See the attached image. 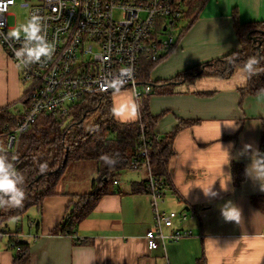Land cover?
I'll return each mask as SVG.
<instances>
[{"label": "crops", "instance_id": "1", "mask_svg": "<svg viewBox=\"0 0 264 264\" xmlns=\"http://www.w3.org/2000/svg\"><path fill=\"white\" fill-rule=\"evenodd\" d=\"M236 9L242 23L264 21V0H206L194 19L182 21L186 29L180 31L173 48L140 82L153 88L144 104L157 119L156 134L174 135L171 184L158 205L166 211H187L190 216L185 221L175 219L174 226L164 230L189 229L193 234L170 240L165 247L149 248L146 233L154 224L153 196L133 191L148 170L143 175L139 170L127 173L126 183L119 175L74 233H61V224L81 194L92 190L97 178L94 165L83 183L73 184L66 173L53 194L30 207L34 209L28 227L23 216L21 225L18 221L12 225L16 217L2 222L14 236L0 238V264H165L167 259L170 264H264V190L247 175L237 186L232 179L233 163L246 169L254 150L264 153V92L242 94L247 80L241 84L235 75L242 68L228 77L205 74L173 82L187 70L243 49L233 20ZM19 74L18 65L0 46V106L22 113L24 108L17 110V106H25L27 87ZM129 94H134L131 88L114 91L113 105ZM246 145H251L247 151ZM222 148L231 157L223 168L227 156ZM182 153L195 155L200 163L191 168ZM88 164L81 162L69 170H90ZM224 173L231 176L226 189L229 177ZM217 178L214 197H205L195 187L187 195L192 184L206 188ZM228 202L240 210L235 220H226L221 213ZM14 241L22 242L27 254L13 247Z\"/></svg>", "mask_w": 264, "mask_h": 264}, {"label": "built area", "instance_id": "2", "mask_svg": "<svg viewBox=\"0 0 264 264\" xmlns=\"http://www.w3.org/2000/svg\"><path fill=\"white\" fill-rule=\"evenodd\" d=\"M189 1H24L22 5L30 8L29 17L30 14L39 13L45 18L46 33L49 41L54 43L55 50L52 57L42 63L18 66L22 82L28 83L24 115L17 128L0 133V153L17 154L22 133L42 115L66 116L87 97L113 93L108 79L119 75L120 69L127 66L133 68V75L125 78L122 89L131 88L133 91L141 120L144 100L153 91L148 82L140 85L143 59L160 60L173 48ZM15 4L16 0H0V9H3L0 11V46L18 65L14 50L20 45L5 39V34L12 30L8 23V11ZM142 138L144 145L140 155L148 158L149 143L145 135ZM138 162L135 160L133 165L137 166ZM145 162L154 203V224L147 231L146 239L150 249H157L161 245L165 247L170 240L189 237L193 231L176 229L171 233L165 232L164 227H173L175 219L185 221L190 216L187 211H166L159 207L158 199L163 196L164 189L155 177L149 160ZM8 235L14 236L5 227H0V238ZM13 247L20 250L15 241ZM165 264H170L168 259Z\"/></svg>", "mask_w": 264, "mask_h": 264}, {"label": "trees", "instance_id": "3", "mask_svg": "<svg viewBox=\"0 0 264 264\" xmlns=\"http://www.w3.org/2000/svg\"><path fill=\"white\" fill-rule=\"evenodd\" d=\"M205 2L206 0H191L186 20L194 19ZM233 20L243 49L187 70L173 82L194 80L205 74L228 77L236 68H242L249 57L256 56L260 61L257 65L259 71L247 79L241 91L244 95L264 92V21L242 23L238 9L233 12ZM184 29L185 26L181 28ZM158 61L143 59L141 80L146 79V75ZM112 108V93H109L81 100L66 116L42 115L22 133L17 154L2 152L13 161L17 171L23 175L25 183L22 187L26 197L21 207L0 208V227H6L2 226V222L22 216L31 206L39 204L45 196L53 194L69 168L81 162H94L97 178L93 180L92 190L81 194L73 210L66 215L60 226L61 233H74L77 224L95 208L100 197L112 190L119 175L128 170H148L145 162L147 159L162 189L171 184L169 167L173 155L174 135L157 138L155 132L157 119L144 103L141 120L138 121H119L114 117ZM95 114L97 118L90 127H87L86 120ZM23 115V112H13L0 106V133L17 128ZM142 135H145L149 143L148 158L140 155L144 145ZM3 139L5 143L6 137ZM105 155L117 158L118 163L113 167L107 166L102 159ZM135 160H139L137 166L133 165ZM41 164L47 165L43 173L40 171ZM232 173L236 186L246 179L245 169L240 164H232ZM148 181L147 173L139 186L134 184V193L140 191L149 194ZM17 245L23 254H27L22 242H17Z\"/></svg>", "mask_w": 264, "mask_h": 264}, {"label": "clouds", "instance_id": "4", "mask_svg": "<svg viewBox=\"0 0 264 264\" xmlns=\"http://www.w3.org/2000/svg\"><path fill=\"white\" fill-rule=\"evenodd\" d=\"M2 10L3 9H0V11ZM5 39L20 45L14 50V56L18 62V66L28 67L33 64L42 63L50 59L55 50L54 43L49 41L46 33L45 18L39 13L30 14L26 22L18 24L10 32L6 33ZM259 63L260 61L256 56H251L244 62L240 71L241 84L259 71L257 68ZM132 75L133 68L131 66L123 67L120 69L119 75H113L108 79V86L111 87L113 91L122 89L125 78H131ZM112 112L114 117L122 122L135 121L138 119L139 105L135 95L129 94L121 103L114 104ZM250 148L251 145H246L245 151ZM222 150L226 153L227 163L223 164L221 168L228 164L231 159L228 149L222 148ZM181 156L186 159V163L191 161V168L193 164L200 163L199 158L193 154L185 156L182 153ZM102 159L109 167H113L118 163L117 158L113 156L105 155ZM46 168V164L40 165V171L42 173ZM245 174L253 181L258 182L261 189L264 190V153H260L258 150L252 152L251 163L246 167ZM225 175L228 176L229 179L226 181L224 189L227 188V184L231 180L230 174ZM218 179L219 178L214 180L206 188L192 184L187 189V195L195 187L200 188L205 197H214L216 192L213 190V186ZM24 183V177L17 171L13 161H11L6 154L0 153V208H18L23 205L26 197L25 190L22 187ZM204 183H207V181H204ZM239 212L240 210L231 202L226 203L221 208V213L226 220H235Z\"/></svg>", "mask_w": 264, "mask_h": 264}, {"label": "rangeland", "instance_id": "5", "mask_svg": "<svg viewBox=\"0 0 264 264\" xmlns=\"http://www.w3.org/2000/svg\"><path fill=\"white\" fill-rule=\"evenodd\" d=\"M26 1V0H16V4L15 5H12L10 6L9 8V17H8V23L11 27H16L18 24L20 23H24L26 22L28 19H29V13H30V8L26 7V6H23L22 3ZM37 0H31V2H36ZM186 16L184 17L183 20H186ZM184 25V22L183 23H180L179 27H178V30L177 31H180V29L183 27ZM176 34V32H175ZM240 69L236 70V80H238V82L240 83ZM212 83V82H211ZM28 86V83H26L24 85V87H27ZM141 88V87H139ZM23 105L19 103V105L17 106V110H23ZM97 118V115H92L90 116L87 120H86V126L87 127H90L93 122L95 121V119ZM20 144V143H19ZM18 148H19V145H18ZM18 153V151H17ZM90 165L91 169L88 170L87 167L85 168V171H82L83 169H80V170H72V171H68L66 172L67 173V179L68 181L70 182H73V184H75L76 182H85L88 177H90V174L88 171H93V167L95 165L94 162H90ZM145 170L147 171V169H140L138 172L141 173L143 175V173L145 174ZM137 170H130L129 172L126 171L124 172L123 174H121V179H122V182L123 183H126L127 182V179H126V175L127 173L129 174H132V173H135ZM137 174V173H136ZM138 175V174H137ZM147 176V174H146ZM34 208H29L22 216L24 218V225L25 227H28V224H27V219L28 217L30 216L29 213H31V211L33 210ZM180 212V211H178ZM21 217V216H20ZM18 217V218H15V219H12V225H15L16 224V221H18L20 223V225L22 224V219ZM26 230V229H25Z\"/></svg>", "mask_w": 264, "mask_h": 264}, {"label": "bare ground", "instance_id": "6", "mask_svg": "<svg viewBox=\"0 0 264 264\" xmlns=\"http://www.w3.org/2000/svg\"><path fill=\"white\" fill-rule=\"evenodd\" d=\"M188 78V77H187ZM7 153V152H6ZM119 180V179H118Z\"/></svg>", "mask_w": 264, "mask_h": 264}, {"label": "water", "instance_id": "7", "mask_svg": "<svg viewBox=\"0 0 264 264\" xmlns=\"http://www.w3.org/2000/svg\"><path fill=\"white\" fill-rule=\"evenodd\" d=\"M202 71V70H201Z\"/></svg>", "mask_w": 264, "mask_h": 264}]
</instances>
